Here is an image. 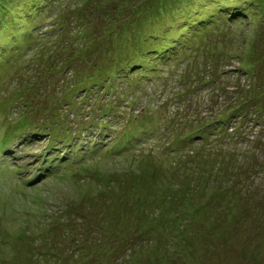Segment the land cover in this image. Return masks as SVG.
<instances>
[{
	"label": "rangeland",
	"instance_id": "374dc122",
	"mask_svg": "<svg viewBox=\"0 0 264 264\" xmlns=\"http://www.w3.org/2000/svg\"><path fill=\"white\" fill-rule=\"evenodd\" d=\"M58 51L87 85L77 97L90 86L94 107L117 104L107 108V134L146 126L189 136L167 151L170 138L145 131L128 150L84 165L72 157L68 167L82 152L73 144L58 141L57 152L44 136L8 143L0 264H264V0H0V133L14 82L7 74L45 67L31 71L23 53L50 60ZM62 76L36 73L37 90L62 94L70 74ZM199 79L206 83L196 90ZM129 83L134 96H109L129 93ZM111 172L125 179L121 188ZM133 180L140 204L131 207L128 195L120 209L109 190L126 193Z\"/></svg>",
	"mask_w": 264,
	"mask_h": 264
},
{
	"label": "trees",
	"instance_id": "16d2710c",
	"mask_svg": "<svg viewBox=\"0 0 264 264\" xmlns=\"http://www.w3.org/2000/svg\"><path fill=\"white\" fill-rule=\"evenodd\" d=\"M231 13H232L231 10L227 13L225 12V14H230V15ZM219 19H221V17H219ZM32 52H35V51H32ZM35 54L36 55L33 57L31 55H24V53L22 54L23 59H26L25 63L27 67H30V70L34 72L35 66H36L34 64L38 63V61L44 60L43 61V63H45L43 64L45 66L44 68L37 69L32 74V76H31V73L27 76L26 75L27 71H24L22 72V74L18 75V78H16L15 76L16 71L14 73L7 74V78L14 79V82H12L13 85L11 86V88L13 87L12 92L9 93L8 94L9 96L4 98L2 101V108L4 110L3 113H4L6 122L3 123L5 126L1 129V133H0V137H1L0 154L1 155H5L6 153L5 149L8 143H14L17 140V142L24 144L32 140H37L39 137L44 136L45 139H47L48 142L52 146H54V148L56 149L59 147V144H56L59 141V142H63L64 146H69L73 144V146L77 147L79 151H82V152H77L78 155H74L75 157L73 155H69L70 159L69 158L68 159L71 161H68V164L64 163V166L68 167L69 163L73 162L72 157L77 158L78 161H80L81 165H84L83 155L85 157H88L91 155L98 156L100 153L117 155L120 151L128 150L130 146L134 145L133 143H135V138L141 137L138 134L144 133L145 131L149 134L154 131L151 128L147 129L146 126H143L142 129L144 131H141V133H136L135 131H130L129 133L127 131V128H125L120 134H114L113 136L107 134V130L109 129V125H110L107 123V117L109 115L107 113V108L111 107L112 105L115 106L117 104H112L111 102H108L104 104L102 107H98V108L94 107L97 105V103L95 101L92 105L91 103L93 102V100H89L90 99L89 96L96 94L97 91L93 90V91L87 92L90 86L86 89L87 91H85L86 93L83 95V98H81L82 96H79V97L76 96L77 94H79L80 91L85 90V87L87 85H85L84 82H82L83 78L82 80L81 78H79L81 77V73H79V68L77 67V65L72 63V59H73L72 57L69 58V56L67 55H65L67 57L63 55H60L59 57V54H60L59 52V53L54 54L55 58H50V60H48L44 58L38 59L37 53ZM210 54H213V53H210ZM54 55L50 57H53ZM22 68H23V65H22ZM43 71L48 76L54 75L55 76L54 78H57V77L63 78L62 74L64 73L70 74L69 76L70 82L67 83L68 86L64 89L63 92H61L62 94L55 96L53 94H49V92H46L45 89H43V91L37 90L36 86H37V83H39V79L36 78V73L41 74ZM211 71H214V70H211ZM206 72H208V70ZM117 74H119V72H117ZM120 76L119 78H122V76L121 77ZM90 78H93V77H90ZM198 81L200 82L197 84L198 87L196 88V90L202 88L204 84L206 83V81H202L201 79H199ZM94 85L97 86L96 84ZM127 85L129 86L128 89H130L129 93L128 92L126 93L124 88H122L121 91L115 90L113 92L111 91L110 92L107 91V92L109 93V96H111L112 93L118 94L117 97L120 100H122L121 97H123V94L124 95L129 94V95L134 96L133 94L134 92L132 91L131 84L129 83ZM99 87H100L99 88L100 90L102 86L99 85ZM4 88L5 87L1 88L0 86L1 90ZM125 89L128 90L127 88ZM9 97L10 99H8ZM97 98L101 99L102 95L99 94V97ZM89 107L91 108V110L92 109L101 110V111L103 110V113H101V115L97 119L95 120L92 119L91 121L87 122L86 119H82V116L80 115H83L85 113H91V110ZM240 115L242 114L234 115L235 116L234 118H236L237 116L239 117ZM216 120H219V118ZM207 122L208 121H203L202 124L200 123V126H204L205 128V126L207 125ZM223 123L224 122L222 120L221 124L223 125ZM231 127H234V126H231ZM161 130H162L161 132L155 133L156 132V129H155V131L153 132L155 134V138H158L159 136L166 137L165 135L167 133L168 127L164 130L162 128ZM181 130L178 131L179 133L178 132L173 133L172 138L166 137V138H170V140L165 145H163L161 149H166L167 151H170L172 150L173 146L177 147L174 145V142L178 140L176 139L178 137L180 138V140H183L182 142H184L185 141L184 137L189 136V130L185 132ZM172 131H173V128L171 129L170 132ZM21 134H24V137H22ZM18 137H21V138H18ZM237 137L239 138L240 136L237 135ZM215 139H217V137ZM85 140L86 142H84ZM54 142L56 143L54 144ZM24 149H25V146L22 149L23 156H25ZM152 153L153 152H148L146 157L152 158L153 157ZM40 154L45 159L43 153H40ZM61 157H63V154L60 155V158ZM178 165L179 164L174 163L175 167L172 168L171 170L173 171L174 169H176ZM111 174L113 175L112 180L115 182L117 181V188H121L125 184V179L121 180L122 181V184H121L120 179L117 176H114L113 172H111ZM102 181H103V178H102ZM128 189L129 190H127L126 193L124 189H120L121 194L118 193L117 191H114L113 189L109 190V193L113 197H117L115 198V200L116 199L121 200L120 202L121 206H119V204L117 205L118 207H120V209L126 208L128 204V200H127L128 195H131L130 196L131 207L134 204L135 205H137L138 203L140 204L139 202L140 191H139L138 186L135 184V180H133L132 185L130 184L128 186ZM80 190H82V194H83L82 200L84 202H89V200L92 202V199L94 196H87V192L85 191V189H80ZM99 191L100 193L103 192L102 190H99ZM128 191H130V193H128ZM106 192H108V190H106ZM150 199L151 198H148V201ZM153 200L156 201L155 196ZM80 201L81 199L75 202L77 203L76 204L77 209L75 207L73 208H74L76 215L79 214V216H82V214L86 212L84 211L85 209L83 207L84 204H79ZM68 202L69 204L74 203V202L71 203L70 200H68Z\"/></svg>",
	"mask_w": 264,
	"mask_h": 264
},
{
	"label": "bare ground",
	"instance_id": "6f19581e",
	"mask_svg": "<svg viewBox=\"0 0 264 264\" xmlns=\"http://www.w3.org/2000/svg\"><path fill=\"white\" fill-rule=\"evenodd\" d=\"M9 148V147H8ZM6 150H9V149H6Z\"/></svg>",
	"mask_w": 264,
	"mask_h": 264
}]
</instances>
